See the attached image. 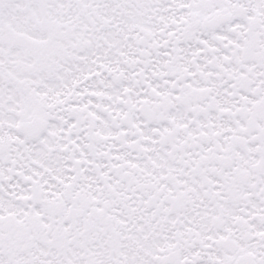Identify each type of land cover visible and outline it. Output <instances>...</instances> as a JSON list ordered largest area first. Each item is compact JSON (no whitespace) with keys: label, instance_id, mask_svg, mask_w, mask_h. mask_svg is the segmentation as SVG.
<instances>
[{"label":"snow or ice","instance_id":"6c2138e0","mask_svg":"<svg viewBox=\"0 0 264 264\" xmlns=\"http://www.w3.org/2000/svg\"><path fill=\"white\" fill-rule=\"evenodd\" d=\"M0 264H264V0H0Z\"/></svg>","mask_w":264,"mask_h":264}]
</instances>
